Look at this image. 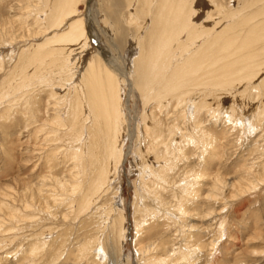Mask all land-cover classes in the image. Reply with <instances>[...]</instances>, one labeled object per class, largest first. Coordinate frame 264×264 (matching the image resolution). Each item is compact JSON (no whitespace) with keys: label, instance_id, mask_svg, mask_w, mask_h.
<instances>
[{"label":"rangeland","instance_id":"1","mask_svg":"<svg viewBox=\"0 0 264 264\" xmlns=\"http://www.w3.org/2000/svg\"><path fill=\"white\" fill-rule=\"evenodd\" d=\"M221 1L231 8L235 20L232 16L221 19L216 10H211L215 9L213 4L205 0L208 4L205 8L212 12L211 18L215 21L220 18L216 32L227 26L226 21H230L229 25L234 21L233 25H241L236 23L237 18L257 11V18L263 21L258 19L256 23L264 22L261 11L264 0L260 5L261 0ZM135 2L134 9L139 8V0ZM53 3L54 0H0V264H146L144 254L139 255L137 251L146 240L140 245L136 240L147 236L164 248L158 246L160 253L175 250L176 258L186 247L193 264H264V38L252 47L259 54L260 59L257 58L255 64L260 67V77L250 81L234 80L230 84L233 86L236 82L235 88L229 84L224 86L228 91L224 87L223 90L218 87L207 90L204 86L196 89L198 100L208 105L198 114L202 131L195 129L189 116L182 118L180 112L170 115L173 119L179 117L180 133L186 137L193 135L196 143L189 138L184 142L181 139L183 151L174 158L176 167L169 172L171 176H166L168 183L156 188L152 176L148 179L142 176V161L149 164L156 161L158 163L153 164L157 167L160 160L151 158L154 156L151 150L149 154L145 152L147 140L142 143L144 101L131 72L133 58L138 55L139 48L134 44L140 30L130 25V17L135 16H130L134 11L130 0H76L73 13L66 16L60 31L57 30L60 34L66 30L68 21H80L84 35L79 43L72 45L45 43L56 31L49 28L46 17ZM259 7L262 9L258 10ZM143 18L140 23L146 27L150 17L147 14ZM205 18V15L200 17L198 22L211 26ZM246 25L236 28V34L244 31ZM59 46H64L65 53L61 54L63 49ZM69 52L71 59L66 65L64 59ZM28 54L37 57L33 61H22ZM64 63L67 68H73L72 80L78 88L90 64L97 69L100 67L101 71L112 70L121 86L120 106L124 114L117 145L121 154L100 163L106 166L109 179L101 191L91 190L92 200L83 209L78 207L82 193L95 178V172L83 171L80 161L72 155L80 153L81 163L87 161L88 143L92 140L88 134L96 130V126L83 121L84 114L88 113L82 111L81 121L75 126L81 129L83 125V140L68 137L72 127L68 119L71 106L67 100L73 101L79 94L71 90L72 82L66 81L71 77L66 68H61ZM83 106L86 109L85 99ZM182 108L180 105L176 109ZM170 116L165 123H172ZM98 151L104 154L102 143L98 144ZM194 174L203 177L194 179ZM142 177L150 191L143 199L139 182ZM193 179L198 182L190 194L186 189ZM79 181L83 183H79L82 190L76 193L71 187ZM155 191L156 195L151 194ZM155 197L164 198L165 205L156 204ZM181 205L186 209L184 212L179 210ZM144 206L150 211L160 209L162 215L145 216ZM145 218L144 231L142 229L137 236L136 224ZM121 227L125 233L122 237ZM99 244L110 257H94L93 249Z\"/></svg>","mask_w":264,"mask_h":264},{"label":"bare ground","instance_id":"2","mask_svg":"<svg viewBox=\"0 0 264 264\" xmlns=\"http://www.w3.org/2000/svg\"><path fill=\"white\" fill-rule=\"evenodd\" d=\"M75 1L76 0H54L52 9L50 8L49 10L50 12L46 17L48 19L49 28H54L53 31L54 30L56 31H54L52 36H50L49 38H47V40H45V43L46 42H54V43L59 42V43H62L63 45H72L74 43H77L81 39V37L84 35L83 28H82L80 21H77V20L75 21L71 19H70L71 21H68L67 23L66 30H63L60 34L57 32V30L61 27V24L63 20L66 18V16L73 13V4L75 3ZM244 1H246V3L248 1L249 3V1L251 0H244ZM134 2L135 0L134 1L132 0V2L130 0L129 5L132 8V10L135 8ZM209 2L213 4V8H215V9L211 8V10H216L218 15L223 20L229 19V17L234 14L233 12L230 11L231 8L229 6H226L224 3H222L221 0H208L207 3L209 4ZM261 2L263 3V1L261 0L258 4L260 5ZM139 3H140L139 4L140 7L134 9L133 12H130V16H132L131 14L135 15L134 17H130V25H132V27L134 28L133 26L134 24L137 27V29L140 30V32L138 33L140 34V36L139 38H137L134 44L135 46H137V49L139 48L138 55L136 54L137 57L133 58V61H132L133 67H131L133 68V70L131 72L135 76V86L140 91L141 93L140 96H142L143 98L142 100L144 101V109L142 111V122H143L142 126L145 132L143 131L144 134L142 137L143 138L142 143H144L145 140H147V143L145 144V147H146L145 152L149 154L151 150L153 152L151 154H154V156L151 155V158L154 157L160 160V161L157 160L160 163V164H157L159 165L157 167H154L156 165L153 164L156 161H154L152 164H149V162H146V161H142L144 165L143 166L144 168L142 169L143 170L142 176H146L147 179L149 176H152V184L156 188H163V185L166 186V183H168L166 181V179L168 180L166 176L167 177L171 176L169 172L170 171L173 172L174 167H176L175 166L176 161L174 158H176V155L182 154L183 145H180L181 139H183L182 141L184 142V139L186 141V139L189 138L191 142L196 143V139H194L195 137L194 138L192 137L193 135L192 136L188 135L186 137V135H184L183 133H180V129L177 125L179 117L177 118L176 116H173V117H176L175 119H173L170 115L180 112L179 116L181 115L182 118H186L187 116H189L190 120H192L193 122L195 129L197 131L199 130L202 131V129H200V125L202 123L198 121V114L199 112H201V109H203L204 107L207 108L208 105L207 106L205 105L204 103L205 101L198 100L197 96L195 95L196 89L200 88L199 86H204L206 89L211 88V87L212 88L218 87L221 89L227 84L231 85L230 82L240 79V78L242 80L247 79L248 81L255 79L258 76L259 74L258 71L260 69V67L257 66L258 64H255V61L259 57V54L257 53V51H254L252 47L255 43L261 40L262 37L264 38V32H263L264 22L256 23L255 20L258 21L259 19L257 18V16H259V14H257L258 13L257 11L253 15H249L247 17H241L240 19L237 18V20H239L238 22H236L237 24H241V25L247 24L246 29L243 26L245 29L244 31L242 30V32H240L241 30H239V32H237L236 34L235 32L236 28H239L241 25H233L235 21L233 22L232 25H229L230 21L228 20L229 22L226 21L228 23V24L226 23L227 26L223 27V29H221L220 31L217 30L216 32L215 27L219 24L220 18L217 19V21L211 18L212 12L209 11V9H207L208 7L206 5L208 4L205 2V0H139ZM223 4L225 5V7ZM256 4H257V1H256ZM238 5H236L237 8H238ZM250 6L249 5L247 6L248 10ZM254 7L255 6H253V8ZM233 8H234V5H233ZM260 8L262 9V7H259L258 10H260ZM205 9L207 10L206 12L204 11ZM251 10H249V12H251ZM261 11L264 12V10H261ZM147 14L150 17L149 22H146L148 25L146 27L144 26L142 27L140 23V20H141L140 18L141 17L143 18V16ZM237 14H240V13L237 12ZM204 15L206 17L204 21H208V23H211V26L210 24H207L206 22H198L200 20V17L203 18ZM232 17H233V20H235L234 16ZM261 17L262 15L260 16V18ZM44 20H46V18ZM260 21H263V20L261 19ZM205 23L209 25L208 26L209 28L206 27ZM229 32L233 33V35L229 36L227 34ZM55 47L56 46H54L53 48ZM58 48L63 49V51L61 52V54H63V52L65 51L64 46L63 47L59 46ZM133 48L134 47H132L131 50H133ZM230 49L232 50L230 51ZM244 50L248 52L244 54L243 53ZM70 54L71 52L66 53V57L64 59L67 62L66 65L69 64L68 62L71 59ZM36 57H37L36 54H28L27 57L22 59V61L24 60H26V62H29L30 60L33 61L34 59H36ZM238 64H241V65H238ZM66 65L64 63L63 66H61V68H66L68 72H70L69 75L71 77V80H66V81H71L73 84L71 85L72 86L71 90L78 91L77 93L79 94V96L77 95L76 97H74L75 100L73 101L67 100L68 104L70 103L69 105L71 106L69 110V114L68 113L67 114L69 115L68 119L71 121V127H72L70 128V136L68 137H70L72 140H78V141L83 140V136L85 134L83 125H81V129H79L80 126L78 128L76 127L78 123H80L81 121V119L79 118L80 117L79 115H81L82 111L84 112L87 110V113H88V114L86 113L84 114L85 118H83V121L85 123L90 121L91 126L93 127L96 126V130L94 129L93 132L88 134L90 135V138L92 140L90 139L91 141L88 143L90 148H87L89 149L87 150L88 153L86 155V157H88L87 161L84 162L82 160L83 162L81 163V159L83 158V156L80 153L79 155L77 154L72 155L73 159H78L80 161V165L83 171L87 169L89 172H95V178L92 179L88 183L85 190L83 189L84 193H82L81 205L78 206L79 209H83V206L87 208L92 200V198L89 196V193L91 192V190H94V192H97L98 190L101 191L100 189L103 188L102 186L109 179L108 173H107L108 171L105 168L106 166L105 167L104 165L100 166L101 165L100 163H102L106 159H109L110 161L112 159L114 160L115 158L119 157L121 154V149L117 151L118 140L120 141L119 134H120V130L123 127L122 114H124L122 113V109L120 106L121 86H119L120 82L119 80H117L118 76L117 77L113 76L114 74L112 70L104 68V70L101 71L100 67L97 69L94 66V64H90L86 75L83 76L82 80L80 79L82 82V85H80V88H78V86L76 87V83H74V80H72L73 75H74L73 68L72 67L67 68ZM83 66H79V67H83ZM47 77L48 75L46 76L45 80L47 79ZM123 77H126L127 80H129L128 79L129 76H127L126 73L125 74L123 73ZM238 81L237 83H240L241 85V82H238ZM245 82L247 86L248 82L246 80ZM235 83L234 85H236ZM261 84H262V81H261ZM233 86H232V89L236 87V86L235 87ZM60 88H62V86ZM224 88L226 89V87ZM257 88H260V87L258 86ZM236 89L238 91L239 88H236ZM62 99L64 100V98ZM84 99L87 101L86 109L83 106ZM214 104H215V101H214ZM180 105L183 106V108L182 110L177 111L176 108L179 107ZM216 106H218V103ZM221 110L223 109L221 108ZM260 113H262L261 110H260ZM167 116H170V119L172 121L171 124L165 123L164 120L168 118ZM59 123L60 121L58 122V124ZM200 134H203V133H200ZM177 136L178 138H176ZM166 141L168 143L165 145ZM100 143L103 144V148H104L103 155L99 154V151H98V144ZM205 143H207V141ZM172 145H173L172 147L173 149L172 151H169L170 150L169 148ZM203 145L207 146L208 144H203ZM82 146L85 148L84 145ZM142 151L144 150L142 149ZM193 176L194 177L192 178L194 179H197V178L199 179L200 177H203L202 175H199V174H194ZM194 179L189 184V188L186 189V192L189 191L190 194H191V191L192 193L194 192L193 190H195V187H196L195 184H197L198 182V180L196 182ZM141 180L142 181H139V182L140 184H142L140 188V191H141L140 193L142 194L140 193L139 194H140L141 199H143L144 196H146L145 194H150V191H149V185L146 179L142 177ZM219 182H222V181H219ZM79 183H81V181H79L78 183H74V186L71 187V190L75 191L76 193L80 192V190H82L81 184L83 185V183H81L80 185ZM155 193L157 192L155 191L151 194L156 195ZM151 196L152 195H150V197ZM155 198H157L155 199L156 204H159L160 206L165 205L164 198H161V197H155ZM180 208H182V205L181 207H179V210L181 212L182 211L184 212L186 210V209L183 210L184 208H182L181 210ZM142 209L144 210L142 212H145L144 214L145 216H149L150 214H153V217H157V216L160 217L162 215L161 214L162 212L160 209H157V210L151 209L150 211V208H147L146 206H144ZM146 223H147V219L145 218L141 221V223L136 224L135 233L137 236H139L142 229L144 231V227L146 226ZM190 227H193V226H190ZM120 232H121L120 236L121 237L124 236L125 233H124L123 227H121ZM145 240L146 242L142 246L141 243L144 242ZM136 241H137L136 242L137 245L141 244V248L137 249V251L139 255L144 254L143 256H145L146 258V262H147L146 264H170L172 261L175 262L176 264L179 261H180L179 262L180 264H193L191 262L192 257H190V255H187L188 252H186L187 251L186 247L185 249L180 248L181 249L180 254L178 258H176L175 250L166 251V253H160L158 249L162 246H160L159 244L155 245L153 237L147 236V238H145L144 240L142 239L139 240L137 238ZM100 246L102 247V245L99 244L98 247L93 249L96 252L94 254V257H100L101 255H104V257L105 256L110 257V253H108L105 250V248H103L102 250ZM161 249L163 250L164 248L162 247ZM149 260L152 262H150ZM206 264H210V263H206Z\"/></svg>","mask_w":264,"mask_h":264}]
</instances>
